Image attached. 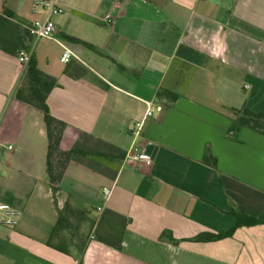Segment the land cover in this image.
Here are the masks:
<instances>
[{
  "label": "crops",
  "instance_id": "0c3cea01",
  "mask_svg": "<svg viewBox=\"0 0 264 264\" xmlns=\"http://www.w3.org/2000/svg\"><path fill=\"white\" fill-rule=\"evenodd\" d=\"M35 1L0 0V202L20 213L0 223V264H264V135L231 132L234 110L264 111V0H56V40L28 36ZM20 48L57 81L54 183L42 115L14 98ZM145 102L162 111L134 140ZM132 145L149 162L126 161ZM232 212L261 223L190 240Z\"/></svg>",
  "mask_w": 264,
  "mask_h": 264
},
{
  "label": "trees",
  "instance_id": "16d2710c",
  "mask_svg": "<svg viewBox=\"0 0 264 264\" xmlns=\"http://www.w3.org/2000/svg\"><path fill=\"white\" fill-rule=\"evenodd\" d=\"M56 85V79L42 72L38 68L35 57L31 55L25 64L19 86L14 93V98L18 102L30 108L36 109L42 115V122L48 140L46 170L51 183L57 181V177L53 173L51 159L59 151V141L65 128V123L54 118L50 114L46 103L48 95L52 89L56 87ZM158 97L168 98L172 102L177 98L174 93L166 90L159 92ZM234 115L235 118L233 119L231 125L232 133L235 134L239 129L245 127L264 135V112H253L245 107H242L239 110H234ZM208 152L209 150H206L205 156L208 155ZM69 154L70 153H64L63 155L67 158ZM204 159L212 167L216 166V160L211 156ZM53 191H55V188H53ZM64 210L58 213V218L52 231V236L59 231L67 229L68 224L64 215ZM232 215L235 218V223L228 231L217 234H200L190 240L195 242L218 241L231 237L234 231L239 227H251L261 223L259 220L241 213L232 212ZM60 251L67 253L65 250Z\"/></svg>",
  "mask_w": 264,
  "mask_h": 264
},
{
  "label": "built area",
  "instance_id": "2783aa9c",
  "mask_svg": "<svg viewBox=\"0 0 264 264\" xmlns=\"http://www.w3.org/2000/svg\"><path fill=\"white\" fill-rule=\"evenodd\" d=\"M63 12L62 7L56 0L51 1H42L37 0L33 3V13L39 14L40 17L34 19L28 26H26V32L29 37L33 40L39 39H50L56 40V27L52 21V16L59 15ZM104 24H111L113 21V17L110 13L105 14L101 20ZM58 44L62 48V52L59 56V62L61 64H67L73 57L72 52L61 45ZM29 59V56L26 53L24 48H20L18 51V60L21 64H26ZM162 107L158 104H153L150 102H145V112L144 116L141 120L135 122L131 129L130 134L132 138L135 140L141 137V133L144 127V123L147 119L151 118L154 115V112H161ZM12 147L9 146L8 150H11ZM126 161L133 162H149L148 157L144 154L137 153L136 146L132 145L126 153L125 157ZM103 196L105 199L109 196L108 190H103ZM100 210V208H98ZM20 213L14 210L10 205L0 202V223L6 227L13 228L17 224V220Z\"/></svg>",
  "mask_w": 264,
  "mask_h": 264
},
{
  "label": "rangeland",
  "instance_id": "374dc122",
  "mask_svg": "<svg viewBox=\"0 0 264 264\" xmlns=\"http://www.w3.org/2000/svg\"><path fill=\"white\" fill-rule=\"evenodd\" d=\"M259 104H261V106L260 107H264V100L263 99H261V101L259 102ZM264 112V111H263Z\"/></svg>",
  "mask_w": 264,
  "mask_h": 264
}]
</instances>
